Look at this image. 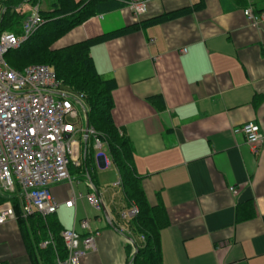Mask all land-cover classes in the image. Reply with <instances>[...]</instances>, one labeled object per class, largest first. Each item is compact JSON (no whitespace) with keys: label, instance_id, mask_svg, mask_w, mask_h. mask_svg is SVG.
Instances as JSON below:
<instances>
[{"label":"crops","instance_id":"crops-1","mask_svg":"<svg viewBox=\"0 0 264 264\" xmlns=\"http://www.w3.org/2000/svg\"><path fill=\"white\" fill-rule=\"evenodd\" d=\"M122 1L98 6L58 47L137 25L89 53L96 71L116 82L112 120L147 201L165 210L162 264H264V138L251 146L232 132L251 121L264 135V22L253 26L243 15L247 6L264 12V0H152L137 18ZM105 152L99 187L84 177L50 186L61 230L95 239L81 264H126L128 257L131 242L116 227L130 206ZM87 158L75 143V166L87 169ZM73 193L80 196L68 207ZM90 193L101 211L87 202ZM0 264H30L15 220L0 226Z\"/></svg>","mask_w":264,"mask_h":264},{"label":"built area","instance_id":"built-area-1","mask_svg":"<svg viewBox=\"0 0 264 264\" xmlns=\"http://www.w3.org/2000/svg\"><path fill=\"white\" fill-rule=\"evenodd\" d=\"M150 1L123 0L122 3L137 18L146 13ZM32 7L29 15L21 10L19 33L10 29L0 31V197L6 198L0 203V226L15 220L14 202L18 203L23 218L39 215L44 219L56 212L58 203L50 193V186L63 181L73 185L68 166L77 143L74 136L82 133L80 126L67 119L68 115L77 116L68 98L80 103L83 98L80 93L76 97L67 95L55 72L45 64H30L18 70L5 60L8 52L18 49L44 23L39 4ZM243 15L250 25L264 22V12H254L251 6L243 9ZM232 132L242 134L251 146L264 138L259 125L251 121L233 128ZM83 133L86 137L94 132L84 129ZM96 146H101L98 139ZM79 196L73 193L64 204L73 206ZM86 200L96 211H101L102 202L95 193L86 195ZM136 213L137 208L132 205L121 210L119 218L127 221ZM82 225L88 226L86 222ZM60 236L66 255H56V264H81L82 258L96 249L93 235L80 236L74 229H63ZM48 242L52 243L50 236L40 246L45 247Z\"/></svg>","mask_w":264,"mask_h":264},{"label":"trees","instance_id":"trees-1","mask_svg":"<svg viewBox=\"0 0 264 264\" xmlns=\"http://www.w3.org/2000/svg\"><path fill=\"white\" fill-rule=\"evenodd\" d=\"M26 2L35 5L39 0H0V31L10 29L19 33V23L23 15H17L15 11L20 4ZM106 2L107 0H55L50 9L40 10L44 23L18 49L6 54L7 63L18 70L30 64H45L55 72L61 86L82 95L89 128L108 150L119 174L123 198L127 206L134 205L137 208L135 216L124 225L115 226L118 229L121 226L123 234L132 241L127 245L126 264H162L159 231L168 224L165 210L161 203L150 206L147 201L141 186V177L132 168L129 143L112 120V91L116 88V82L114 78L102 77L96 71L89 53L93 44L120 36L137 28V25L116 29L60 48L51 46L59 37L95 15L99 11L98 6ZM86 172L88 173V168ZM88 178L95 187L92 177L89 175ZM4 200L6 198L0 197V203ZM13 208L15 222L30 264H56V255H66L60 236L62 230L54 214L44 219L39 215L23 218L17 202L13 203ZM49 236L52 243L48 242L45 247H41L40 243L48 240Z\"/></svg>","mask_w":264,"mask_h":264},{"label":"rangeland","instance_id":"rangeland-1","mask_svg":"<svg viewBox=\"0 0 264 264\" xmlns=\"http://www.w3.org/2000/svg\"><path fill=\"white\" fill-rule=\"evenodd\" d=\"M55 0H39V7L41 8V10H48L51 7V3L54 2ZM33 7L30 3H24L23 6L21 8H18L15 11V14L17 15H21V10L22 13H24L25 15H29L30 12L32 11ZM14 25V23H13ZM62 37V36H61ZM59 37L57 40H55L52 43V48H60L58 47V42L60 40ZM8 59V55L5 56V60L7 61ZM61 88L66 91L67 95H72L73 97H76L78 95V93H76L75 91H72L71 89L67 88V87H63L61 86ZM72 92V94H71ZM72 104L74 105L76 111H77V116L76 117H71L68 115L67 119L70 122H75L76 125L79 127H81L82 129V133L76 134L74 136V139L80 144L81 149L83 150L84 148L86 149V153H87V168H88V174L92 177L93 182H95L96 184H98V187L100 186L97 179L99 178V172H100V168L98 166V155L99 154H104L105 155V144H101V147H97L96 146V138L94 137V135L92 133L88 134V138L86 140V143L84 142V138H83V130L85 129V115H84V109L83 106L85 107L86 104L84 102V100L80 101V103L75 102L73 99L68 98ZM91 129V128H88ZM80 162H82V160H79ZM69 172L72 176V180L73 183L74 181L77 179V177L81 178L84 177L85 179H88L87 172L85 169V165L84 162L82 164L81 167H77L75 166L74 162L71 160L70 164L68 166ZM119 177L118 171H114V181H116ZM107 176H103L102 179H100V182H104L106 181ZM109 183V182H108ZM112 186V182L110 181L109 183ZM109 185V186H110ZM106 186V185H104Z\"/></svg>","mask_w":264,"mask_h":264},{"label":"water","instance_id":"water-1","mask_svg":"<svg viewBox=\"0 0 264 264\" xmlns=\"http://www.w3.org/2000/svg\"><path fill=\"white\" fill-rule=\"evenodd\" d=\"M84 115H85V130H87L89 127V124H88V120H87V111L86 110L84 112ZM127 239L132 243L131 239H129V238H127Z\"/></svg>","mask_w":264,"mask_h":264}]
</instances>
